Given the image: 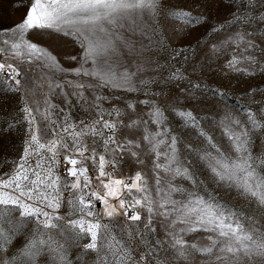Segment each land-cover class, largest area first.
Here are the masks:
<instances>
[{
    "label": "snow or ice",
    "instance_id": "6c2138e0",
    "mask_svg": "<svg viewBox=\"0 0 264 264\" xmlns=\"http://www.w3.org/2000/svg\"><path fill=\"white\" fill-rule=\"evenodd\" d=\"M0 264H264V0H0Z\"/></svg>",
    "mask_w": 264,
    "mask_h": 264
},
{
    "label": "rangeland",
    "instance_id": "374dc122",
    "mask_svg": "<svg viewBox=\"0 0 264 264\" xmlns=\"http://www.w3.org/2000/svg\"><path fill=\"white\" fill-rule=\"evenodd\" d=\"M7 5L5 4L4 7H6ZM19 13H16L14 16H10V19H14L16 16H18ZM258 82V81H257Z\"/></svg>",
    "mask_w": 264,
    "mask_h": 264
}]
</instances>
